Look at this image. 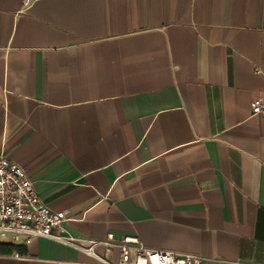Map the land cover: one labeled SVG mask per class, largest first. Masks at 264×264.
<instances>
[{"label":"crops","instance_id":"crops-1","mask_svg":"<svg viewBox=\"0 0 264 264\" xmlns=\"http://www.w3.org/2000/svg\"><path fill=\"white\" fill-rule=\"evenodd\" d=\"M24 2L0 0V155L65 234L264 264V0ZM0 264L99 263L1 233Z\"/></svg>","mask_w":264,"mask_h":264},{"label":"built area","instance_id":"built-area-1","mask_svg":"<svg viewBox=\"0 0 264 264\" xmlns=\"http://www.w3.org/2000/svg\"><path fill=\"white\" fill-rule=\"evenodd\" d=\"M25 4L28 0H25ZM251 114L264 115V97L251 103ZM64 211L51 210L38 196L32 181L17 164L0 155V234H12L16 243L28 244L38 237L50 238L77 247L93 256L99 264H201L193 254H180L144 246L134 235L118 239L108 235L103 240H88L79 245L65 234ZM117 248V262L98 256L95 248Z\"/></svg>","mask_w":264,"mask_h":264}]
</instances>
